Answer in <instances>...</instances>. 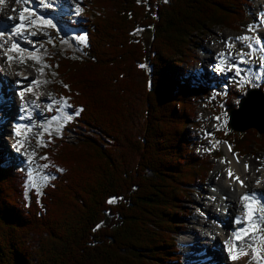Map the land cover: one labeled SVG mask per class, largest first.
Instances as JSON below:
<instances>
[{"label":"trees","instance_id":"1","mask_svg":"<svg viewBox=\"0 0 264 264\" xmlns=\"http://www.w3.org/2000/svg\"><path fill=\"white\" fill-rule=\"evenodd\" d=\"M252 1H84L82 53L51 60L74 114L42 152L52 178L28 187L0 151V264H183L185 204L215 166L189 131L209 92L186 76L191 46L239 31ZM214 134L239 155L264 150L254 130Z\"/></svg>","mask_w":264,"mask_h":264},{"label":"bare ground","instance_id":"2","mask_svg":"<svg viewBox=\"0 0 264 264\" xmlns=\"http://www.w3.org/2000/svg\"><path fill=\"white\" fill-rule=\"evenodd\" d=\"M26 3H19L17 0H0V20H7L11 26L20 25L21 23L24 25H31L30 27L21 29L23 33L22 36H12L11 38L6 36L5 40L9 44H12L13 41H15L17 45L21 44L22 40H24V36L30 32L29 29H31L33 23L36 26L43 27L49 26L51 23V16H48V12L41 11L42 7L37 1L27 0ZM28 6L34 7L35 12L29 11L27 9ZM25 9H27V11H25ZM21 14L23 15V21L21 20ZM228 35L234 36L230 33ZM243 37H249L250 39L241 40L238 39V37H232L233 40L230 42V46H228L232 51H225L226 47L224 44L212 48H205V51L213 53L212 59L217 63L219 69H221L219 72H216L219 76L224 75V73L229 75L235 71L237 72V68L240 73H242V66L245 65V62L240 63V61L247 60V57H238L237 60L234 61L236 49H242L244 45L248 43L253 46L249 48L248 54L254 55L255 51L258 52L260 49L264 50V39L260 38L259 43H257V40L251 39L253 36L248 35ZM3 51L4 49L0 48V53ZM221 51L224 52L221 53ZM40 53L41 50H37V47L30 54L26 53L25 49L24 51L18 49L7 52L5 56L0 58V60L2 59L5 63L4 66L6 68L4 69L0 63L2 70L0 71V80L8 84L3 85L1 88L4 97L0 99V111L5 113V116L1 117V121H3L5 125V135L8 139L6 137L1 139L7 140L9 143V150L14 152V159L31 174L32 178H35L36 171L32 163L30 164L31 155L29 152L31 150L28 148L27 132L26 130H22V126L25 124L28 127V122H22L20 126H17L16 116L14 117V115L17 110L21 111V113L25 111L26 114H31L33 110H37L36 108L39 107V103H50L47 96H43L42 94L39 95L43 88L42 84L44 83L41 81L39 74L34 75V73H27L24 69L26 67L25 63L29 58L32 61L29 62L30 66L31 64L39 66L38 64L41 58L39 55ZM221 54L224 55L222 56ZM9 56L15 59L8 61ZM208 57V55L203 56V58L206 59V63L203 67L211 72L212 64L208 61ZM202 60L204 62V59ZM43 62H46V59L41 61V63ZM230 64L235 65L233 72L229 70L228 66ZM216 73H214V78L216 77ZM28 75L32 78L30 77L27 79ZM10 80H12V82H10ZM11 87L14 88V90L12 92L8 90L9 93L7 95L4 91ZM8 96L12 98L8 99ZM34 96L35 100L33 98ZM38 116L42 118V116ZM23 144L27 151H23V153H25L24 157L15 149L18 145ZM221 144L224 146L227 161H230V163H220L218 171L212 179V184H215L218 188L209 193V198L202 199V195H200L201 201L197 202L199 209L195 216L200 231L193 229L190 230L189 233L181 236L179 239V249L184 252L188 264H264L262 255L264 254L262 250L264 242L260 239V236H262L261 233H263L264 230L262 232L257 231L259 227L264 229V223H261V226H256L255 220L256 216H264V210H261L258 204L253 205L251 211L254 212V216L250 219L249 215L245 212V203L247 202L241 201V197H243L245 193L264 194V163L258 166L256 165L257 160L255 159L245 160L246 158H244L243 160L240 155L232 151L230 144L227 142ZM5 145L7 146V143ZM229 148L231 150H229ZM237 160L239 162H237ZM245 164L249 166L247 171H245L244 168ZM228 169H231L235 175L239 176L246 186L241 187L239 181L230 179ZM257 169H260V171H257ZM220 175L221 178L217 179ZM258 180L259 183H257ZM211 202H214V204L222 208L220 216L212 206L210 207ZM261 202L264 203V201ZM205 210L208 213V217L202 214ZM225 217H228V219L225 222L227 229L224 231V229L217 228L215 223L221 219L223 221ZM237 218H239L242 223H236L235 221ZM245 228L248 229L247 232H239V230ZM218 232L221 233L218 234ZM237 232H239V238L235 235ZM249 236H252L254 240L246 242ZM249 242L254 243V248L248 247ZM219 245L221 246L220 248L218 247ZM237 246H239V250ZM210 247H213L214 251L212 253H210Z\"/></svg>","mask_w":264,"mask_h":264},{"label":"rangeland","instance_id":"3","mask_svg":"<svg viewBox=\"0 0 264 264\" xmlns=\"http://www.w3.org/2000/svg\"><path fill=\"white\" fill-rule=\"evenodd\" d=\"M84 1L85 0H80L82 5H84ZM251 5V8H249L248 21L241 25L239 31H236L234 27L232 29L223 27L217 29L213 28L210 31H207L206 34H200L197 36L195 38L196 41L191 46L194 62L190 61L187 66L186 76L191 78L195 84H200V86L208 88L209 92L199 103L196 113L197 120L195 121L194 127H190L189 131L194 136L196 143L200 144L199 148L202 149L203 153L210 154L214 158L215 166L207 179V182H205L202 186L194 187L193 191L189 195L187 203L185 204V209L189 212V217L186 219L185 228L181 236L189 233L190 230L193 229L200 231V227L197 225L198 221L195 218L198 212L197 210L199 209L197 202L201 201L200 195H202V199L209 198V193L218 188V186L212 184V179L217 173L220 163H222V161H227L224 146L221 142H218L215 139L214 132L218 129L229 132L231 129L228 124L230 109H238L240 97H245L249 90L260 89L263 86V79L260 77V72L264 71V50L257 55L247 56L245 49H236V52L234 53V61H236L238 57H247V60H243L245 65L242 66V73L237 75V72L235 71L229 75L224 73L222 76H219L216 73L219 72V66L212 59L213 53L205 51V48H212L220 44H224L226 47L225 51H232L228 46H230V42L233 40L232 37L234 36L239 38L250 35L254 36L255 40H257V38L264 39V0H253ZM67 26H69L67 28H69L71 32L67 37L57 31L55 26L51 25L43 27L36 26L33 23L32 27L34 28L31 27V29H29L30 33L28 32V39L33 42L31 44L34 45V47H37V50H41V53L39 54L41 57L40 60L46 59V62L40 66H34V64H31L30 66L29 62L32 61L29 58L27 61L28 63H25L26 67L24 69L27 73H34V75L39 74L41 81L44 82L39 95L42 94L43 96H47L50 101V103H39V107L36 108V111L37 115L42 116V118L37 116L34 121L28 123V127L30 129L29 132H27L28 148L31 150L29 153L31 155L30 158L32 165L37 170L35 174L36 176H34L35 178H32L31 175L28 178V187H38L40 189L47 180L52 178V174L49 171L50 165L47 163L43 164L45 157L42 155V152L47 146V143L50 142L49 138H60L67 123L74 117V114L71 113V107L67 101L64 103L66 109V116H64L66 119L65 121H61L62 119L57 113L59 109L56 110L54 108V104L56 103L55 97L59 96L60 90L56 88L59 82L57 81L58 79L55 74V69L51 66L52 62H50L51 59L59 53L63 55L70 52L73 55H80L82 53L81 51L83 46L86 45L87 35L83 33L79 27H73V22L71 21H68ZM249 28H253L254 31H249ZM229 33L234 36L228 35ZM139 34L142 35L146 43H149L150 37L148 33L140 31ZM222 52L224 51H221V53ZM205 55L209 56L208 61L212 64L211 72L203 67L206 63V59L203 58ZM202 59H204V62ZM2 62L3 60L1 59L0 63L2 67L6 69L4 66L5 63ZM228 67L229 70H232V72L235 69V65L233 64H230ZM0 71H2L1 66ZM214 73H216L215 78ZM30 77L31 76L28 75L27 79ZM10 82H12V80H10ZM33 98L35 100V96ZM215 112H218V114H214ZM69 114H72L71 119L68 118ZM0 115L2 114L0 113ZM4 137L5 136H0V151L2 158L14 156V152L10 151L8 148L9 143L7 140L1 139ZM75 139L76 135H69L68 140L70 142ZM6 143L7 146L5 145ZM218 154L219 156H217ZM241 158L243 160L244 158H246L245 160L255 159L257 160L256 165L259 166L261 163H264V150L253 146L251 147L249 153L244 156L241 155ZM14 161V159L13 162L8 161L6 166H20L18 162L15 163ZM22 173L28 177L26 169ZM220 178L221 175L217 177V179ZM211 206L218 213L222 210V208L218 207L214 204V202L210 203V207ZM202 214H205V216L208 217L206 210ZM219 233L221 232H218V234ZM261 234L264 235V232ZM181 236L179 235L177 237L178 244ZM262 250L264 251V247H262ZM213 251V248L210 247V253ZM180 254L183 257L184 262H186L184 252L180 250ZM262 255L264 258V254Z\"/></svg>","mask_w":264,"mask_h":264},{"label":"snow or ice","instance_id":"4","mask_svg":"<svg viewBox=\"0 0 264 264\" xmlns=\"http://www.w3.org/2000/svg\"><path fill=\"white\" fill-rule=\"evenodd\" d=\"M17 2L26 3L27 0H17ZM25 11H27V9H25ZM21 20L23 21V15L22 14H21ZM30 26L31 25H24L23 23H21L20 25H14V26H12L11 29L8 30L7 33L0 32V36L7 35L10 38L12 36H22L23 33L21 32V29L22 28H26V27H30ZM249 31H254V29L253 28H249ZM238 39L244 40V39H250V38L249 37H240ZM259 41H260V38H257V43H259ZM29 42L33 43L31 41H29ZM248 47L252 48L253 46L251 44H249ZM0 48H3L4 51L7 53V52H10V51L18 50V45H17V43L15 41H13L12 44L10 45V47L6 48L3 43H0ZM19 50L20 51H24V49H19ZM221 55L223 56L224 54H221ZM242 55H243V53H242ZM13 59H15V58L11 57V56L8 57V61H11ZM8 61H6V62H8ZM243 62H244L243 60L240 61V63H243ZM239 74H240V71L237 68V75H239ZM75 114H78V113H75ZM71 117H72V114H69L68 118L71 119ZM229 150H231V149L229 148ZM222 162L230 163V161H222ZM237 162H239V161L237 160ZM248 167L249 166L247 164H245V166H244L245 171L248 170ZM257 171H260V169H257ZM228 175H229L230 179L235 180V181H239L241 187H245L246 186L244 184V181L241 180L239 176L235 175V173L231 169H228ZM257 183H259V180L257 181ZM225 199H226V197H225ZM241 201L242 202H247V203H245V212L249 215L250 219H251L252 216H254V212L251 211L253 205H257L258 204L260 209L264 210V203L261 202V201H264V194L245 193V195L243 197H241ZM111 202L112 201L110 200L109 203H111ZM255 220L259 221L261 223H264V216H256ZM235 222L236 223H242V221L239 218H237ZM247 230L248 229L245 228V229L239 230V232H247ZM239 232H237L235 234L237 236V238H239ZM260 239H261L262 242H264V235L260 236ZM253 240H254V238L252 236H249L246 242L253 241ZM248 247L254 248V243L249 242L248 243ZM237 248L239 250V246H237ZM245 254H247V253H245ZM233 258H235V257H233Z\"/></svg>","mask_w":264,"mask_h":264},{"label":"water","instance_id":"5","mask_svg":"<svg viewBox=\"0 0 264 264\" xmlns=\"http://www.w3.org/2000/svg\"><path fill=\"white\" fill-rule=\"evenodd\" d=\"M229 127L244 133L253 129L264 135V92L261 89L249 90L245 97L240 98L238 109L229 111Z\"/></svg>","mask_w":264,"mask_h":264}]
</instances>
